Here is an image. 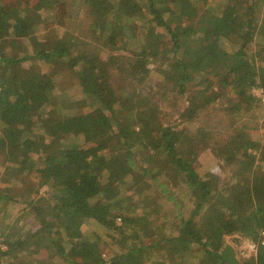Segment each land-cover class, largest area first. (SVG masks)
Segmentation results:
<instances>
[{"label": "trees", "instance_id": "trees-1", "mask_svg": "<svg viewBox=\"0 0 264 264\" xmlns=\"http://www.w3.org/2000/svg\"><path fill=\"white\" fill-rule=\"evenodd\" d=\"M8 1L0 211L19 217L0 233V264H228L227 239L257 245L239 264H264V142L236 125L259 118L264 0H82L85 38L58 24L67 0ZM150 86L183 96L178 120L167 125ZM207 153L223 177L193 169ZM141 211L151 244L105 258L102 234L123 236ZM89 222L101 234L84 236Z\"/></svg>", "mask_w": 264, "mask_h": 264}, {"label": "rangeland", "instance_id": "rangeland-1", "mask_svg": "<svg viewBox=\"0 0 264 264\" xmlns=\"http://www.w3.org/2000/svg\"><path fill=\"white\" fill-rule=\"evenodd\" d=\"M9 5H17L22 4L23 0H9ZM35 2V0H31L30 6ZM88 7L83 4L82 0H67V3H64L61 5L57 12L60 13L61 20L58 22L59 25H65L66 28H68L75 38H85L88 37L89 30H88V24L91 22V16L88 13ZM74 40H72L73 42ZM140 43V42H139ZM130 45V44H129ZM169 44L164 43L163 48L167 49L169 48ZM131 48L133 50H136L140 48V45L138 46V41L134 43V45H131ZM263 55H261L262 57ZM190 57H193L190 55ZM264 60V56L262 57ZM31 65L30 63H27ZM26 64V65H27ZM149 68L152 69L153 65H149ZM72 82L73 84L75 82L74 77L72 76ZM154 87V86H152ZM150 86V90L148 88L146 89V95L152 97V102L158 104L160 111L162 110V114L165 116V118L169 121L167 125H170L175 120H178L180 114L185 111L187 107V102L184 100L183 96H180L178 94L174 93H166L165 95L162 94L160 90H157L155 87L152 88ZM262 90H253L252 92L256 97H259L261 99L260 106L258 109V117H253L250 115H246L243 118H240L239 121H237V126L240 127L241 130L246 129L247 131H251V126H253L254 135H258V140L261 142H258L256 140L253 141V145L257 148H260L264 142V93L261 92ZM216 113V110L214 111ZM254 112V110L252 111ZM221 114H219V117L217 120L222 119ZM251 120H250V119ZM218 123L216 122V119L213 121V124ZM257 122V124H256ZM226 123V121H225ZM217 126H220L217 124ZM228 127V130H232L229 128L228 125H225ZM221 127V128H227V127ZM252 132V131H251ZM258 153H255L253 151L252 156L257 157ZM198 161L193 164V169L200 175H203L204 173L211 172L215 173L217 175L222 173V170L219 168L217 161L213 159L209 153H207L204 156H201L197 159ZM221 176V175H219ZM223 177V176H221ZM46 190V187H43L39 190L38 196H41ZM129 204L127 207L123 209L124 214H127V211L129 208H136L138 210L139 206H141V202L137 200V198L134 196V199L131 201H128ZM16 211H18V208L13 212V214L8 218L6 217L5 212H3V209L0 211V233L1 232H8L9 226L5 225L8 224L9 221H15L18 219L19 214H16ZM147 211H141L138 214L135 212H131V217L133 216L132 225L130 226V231L123 236L117 235L113 236V238L108 237L106 234H102V237L104 239V244H101L99 246L100 252L103 254L105 258L111 256L114 251L117 250H124L126 249V246L132 247V246H140V245H149L151 244V239L153 236H155V233L152 231V224L148 226L146 224L147 220L145 219V215H147ZM117 226L120 225L119 219H116ZM23 222H20L18 224H21ZM148 223V222H147ZM169 226V225H167ZM163 228V232H166V227ZM34 229V228H33ZM82 233L84 236H89L91 233H100V228L98 224L95 222H89L85 224V227L82 229ZM261 240L264 241V237L261 236ZM90 241L95 242V238L91 237ZM226 245H229L233 253L235 255L237 264L242 262L244 259H247L251 256H255L257 245L255 242L251 240H242L239 239V242L236 243L235 241L231 239H227L224 247ZM223 247V248H224ZM201 248H197L196 252L200 251ZM223 250V249H222ZM222 252V251H221ZM40 256H43L45 254L44 251H40L38 253ZM24 264V263H22ZM26 264V263H25Z\"/></svg>", "mask_w": 264, "mask_h": 264}, {"label": "water", "instance_id": "water-1", "mask_svg": "<svg viewBox=\"0 0 264 264\" xmlns=\"http://www.w3.org/2000/svg\"><path fill=\"white\" fill-rule=\"evenodd\" d=\"M222 259L228 264H237L232 248L226 245L221 252Z\"/></svg>", "mask_w": 264, "mask_h": 264}, {"label": "built area", "instance_id": "built-area-1", "mask_svg": "<svg viewBox=\"0 0 264 264\" xmlns=\"http://www.w3.org/2000/svg\"><path fill=\"white\" fill-rule=\"evenodd\" d=\"M262 92V91H261ZM262 236L264 237V233H262Z\"/></svg>", "mask_w": 264, "mask_h": 264}]
</instances>
